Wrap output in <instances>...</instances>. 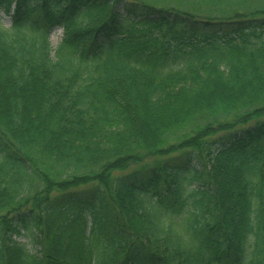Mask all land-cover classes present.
I'll use <instances>...</instances> for the list:
<instances>
[{
  "label": "trees",
  "instance_id": "obj_1",
  "mask_svg": "<svg viewBox=\"0 0 264 264\" xmlns=\"http://www.w3.org/2000/svg\"><path fill=\"white\" fill-rule=\"evenodd\" d=\"M0 10V264H264V0Z\"/></svg>",
  "mask_w": 264,
  "mask_h": 264
},
{
  "label": "rangeland",
  "instance_id": "obj_2",
  "mask_svg": "<svg viewBox=\"0 0 264 264\" xmlns=\"http://www.w3.org/2000/svg\"><path fill=\"white\" fill-rule=\"evenodd\" d=\"M121 12H122V9H121ZM0 23L4 27H7V28L10 27V25H11L10 16L5 14L2 10H0ZM61 39H62V30L59 27L52 28L50 31V34H49V40H50V44L52 46V50L55 49V47L58 45V43L61 41ZM17 240L27 243V247L31 248L33 251L34 247L28 241L29 237L19 236V237H17Z\"/></svg>",
  "mask_w": 264,
  "mask_h": 264
}]
</instances>
